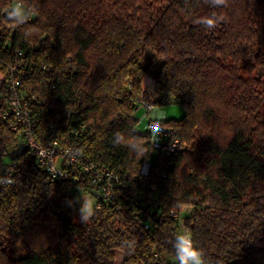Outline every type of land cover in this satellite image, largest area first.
<instances>
[{"label":"trees","instance_id":"1","mask_svg":"<svg viewBox=\"0 0 264 264\" xmlns=\"http://www.w3.org/2000/svg\"><path fill=\"white\" fill-rule=\"evenodd\" d=\"M13 6L33 17L9 19ZM214 14L215 28L198 23ZM18 49L36 63L26 84L49 83L40 130L71 111L72 126L85 125L80 149L121 182L104 201L81 174L51 179L27 149L0 189V264H178L173 241L185 230L207 264H264V0H0L2 70ZM146 77L156 106L175 97L185 108L166 119L183 148L154 164L134 133ZM4 109L3 78L0 163L20 139ZM72 187L97 198L86 220L66 213Z\"/></svg>","mask_w":264,"mask_h":264},{"label":"built area","instance_id":"2","mask_svg":"<svg viewBox=\"0 0 264 264\" xmlns=\"http://www.w3.org/2000/svg\"><path fill=\"white\" fill-rule=\"evenodd\" d=\"M21 3L18 2V5ZM33 17L29 11L22 14V19ZM36 63L32 57H27L25 50H16L13 58L5 67L4 74V103L5 109L2 120L6 128L15 133L27 149L31 151L37 161L43 165L51 179L67 180L70 173L81 174L104 201H109L118 193L121 176L107 165L94 163L80 149L81 130L85 125L74 128L70 122L71 111H66L64 117H56L48 121L43 130H40L39 119L36 116L35 107L42 104L40 89L47 88V80H40L36 86H28L27 78L32 75ZM39 67L45 71L50 66L43 63ZM148 78V77H146ZM151 85H145L144 80L136 101L134 111L141 110L143 117H148L155 110V82L149 78ZM131 87V84L128 85ZM142 118V117H141ZM149 118V117H148ZM43 120H46L44 117ZM146 129L141 131L138 127L134 133L146 136L150 144L151 152H157L159 157L170 159L172 155L180 151L183 146L176 130L166 122L165 114L159 112L156 118L149 119ZM89 135V134H88ZM148 161L143 162L140 168L142 175H148L150 169ZM15 161L5 167L0 175V189L12 181ZM154 207L158 202L149 200ZM172 216L180 220L181 211H172ZM184 232V231H183ZM157 256V254H155Z\"/></svg>","mask_w":264,"mask_h":264},{"label":"rangeland","instance_id":"3","mask_svg":"<svg viewBox=\"0 0 264 264\" xmlns=\"http://www.w3.org/2000/svg\"><path fill=\"white\" fill-rule=\"evenodd\" d=\"M5 69L2 70L0 68V90L2 85V80L4 78ZM162 112H164L167 120H179L183 117L185 113V108L181 104V102L173 97L168 99L166 102L158 103L157 106L154 107ZM137 118L139 119L137 127L139 130L143 131L146 129V124L149 120L148 117H143V112L141 110L136 113ZM142 117V118H141ZM19 142H22L21 139H18ZM158 153L152 151L151 152V163L154 164L158 159ZM11 159L7 155H2L1 163H0V173L5 164H8ZM65 210L70 219L73 222H79L81 220H86L88 216L92 213L96 203L97 198L93 196L89 190L72 187L67 190L65 193ZM186 207H183L184 210ZM188 212L189 209L186 208ZM183 212V213H184Z\"/></svg>","mask_w":264,"mask_h":264},{"label":"clouds","instance_id":"4","mask_svg":"<svg viewBox=\"0 0 264 264\" xmlns=\"http://www.w3.org/2000/svg\"><path fill=\"white\" fill-rule=\"evenodd\" d=\"M205 3H209L213 7L228 6V0H205ZM22 14V8L17 6H13L7 13L9 19ZM222 20V16L218 17L214 14L210 17H201L198 23L203 24L208 29H212ZM173 248L178 264H207L205 251L196 244L192 233L188 230H185L182 234L178 233L175 235Z\"/></svg>","mask_w":264,"mask_h":264},{"label":"water","instance_id":"5","mask_svg":"<svg viewBox=\"0 0 264 264\" xmlns=\"http://www.w3.org/2000/svg\"><path fill=\"white\" fill-rule=\"evenodd\" d=\"M27 150L25 142H19L16 147L12 148L7 152V156L12 160H17ZM95 195V193H93Z\"/></svg>","mask_w":264,"mask_h":264},{"label":"crops","instance_id":"6","mask_svg":"<svg viewBox=\"0 0 264 264\" xmlns=\"http://www.w3.org/2000/svg\"><path fill=\"white\" fill-rule=\"evenodd\" d=\"M144 83H145V85H151L150 84V82H149V78H145L144 79ZM159 112H162V111H160V110H158V109H155L148 117H149V119L151 120V119H153V118H156L158 115H159ZM162 113H164V112H162ZM138 121H139V119H138Z\"/></svg>","mask_w":264,"mask_h":264}]
</instances>
